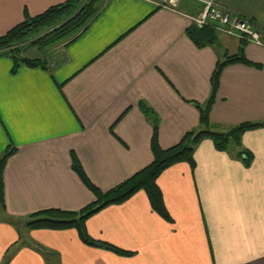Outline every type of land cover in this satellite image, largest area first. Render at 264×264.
Returning <instances> with one entry per match:
<instances>
[{"label":"crops","instance_id":"1","mask_svg":"<svg viewBox=\"0 0 264 264\" xmlns=\"http://www.w3.org/2000/svg\"><path fill=\"white\" fill-rule=\"evenodd\" d=\"M64 0H0V34ZM192 1V0H191ZM249 20L260 44L218 34L197 47L186 14L147 0H101L74 40L46 58V68L0 56L2 170L0 264H264V0H216ZM179 6V7H178ZM207 117L216 131L241 123L225 150L201 138L193 165L176 162L156 177L166 221L135 191L84 219L86 234L128 253L82 242L74 228L26 225L46 208L78 210L92 199L70 167L73 152L90 182L106 189L151 160L152 127L165 148L198 130V108L224 54ZM142 104L143 106H140Z\"/></svg>","mask_w":264,"mask_h":264},{"label":"trees","instance_id":"2","mask_svg":"<svg viewBox=\"0 0 264 264\" xmlns=\"http://www.w3.org/2000/svg\"><path fill=\"white\" fill-rule=\"evenodd\" d=\"M101 0H64L50 5L43 11L29 16L24 12L23 18L14 24L3 34H0V56H5L11 61L10 72L14 73L20 65L28 67L46 68V58L25 57L20 55L22 44L35 46L37 50L44 51L54 44L62 41L69 43L74 40L90 23L97 14ZM187 36L197 47L215 43L217 33L210 25L200 28L193 25L185 29ZM227 62L249 63L239 51L231 55L224 54L223 61L216 64L209 77L210 94L203 106L198 108L197 131H186L180 140L173 145L162 148L157 141L156 126L152 127L149 140L151 160L133 172L128 177L117 182L110 188L101 191L89 181L84 173L79 160L73 152H70V167L81 183L94 195V199L78 210H61L59 208H46L30 214L25 222L32 228L65 229L74 228L79 239L89 245L112 250L118 254L128 252L102 240H94L89 237L84 228V219L109 205L120 203L127 199L137 190H142L147 198L150 208L162 219L169 221V215L163 205L160 190L156 184L158 174L176 162H185L188 166L193 165L192 150L195 143L201 138H209L218 150H225L228 143H238L240 133L244 129L252 128L260 123H241L228 130L216 131L207 117L208 107L211 102L213 91L216 87L217 76L221 66ZM143 106L142 104H139ZM143 108H145L143 106ZM14 151L7 147L0 154V207H3L2 170L5 160Z\"/></svg>","mask_w":264,"mask_h":264},{"label":"built area","instance_id":"3","mask_svg":"<svg viewBox=\"0 0 264 264\" xmlns=\"http://www.w3.org/2000/svg\"><path fill=\"white\" fill-rule=\"evenodd\" d=\"M155 5L176 9L180 0H147ZM200 4V10L195 14H186L191 25L202 27L210 25L218 34H224L240 40L260 44L258 32L245 18L231 14L216 0H192Z\"/></svg>","mask_w":264,"mask_h":264},{"label":"rangeland","instance_id":"4","mask_svg":"<svg viewBox=\"0 0 264 264\" xmlns=\"http://www.w3.org/2000/svg\"><path fill=\"white\" fill-rule=\"evenodd\" d=\"M185 1H189V2H192L191 0H185ZM179 7V6H178ZM198 10H200V7H199V9ZM197 12V11H196ZM230 12V11H229ZM231 13V12H230ZM195 14V13H194ZM231 14H234V13H231ZM235 15H238V14H235ZM240 16V15H239ZM249 21V20H248ZM250 22V21H249ZM251 24H252V22H250ZM253 25V24H252ZM253 28H254V25H253ZM255 29V28H254ZM256 30V29H255ZM257 31V30H256ZM258 32V31H257ZM62 41H60V42H58V43H56V44H54L52 47H49V48H46L44 51H40V50H37L36 48H35V46H31V45H29V46H25L26 45V43L25 44H22V47L20 48V55H22V56H25V57H38V58H42V57H45V58H47V55L49 54V57H51L52 56V53L55 51V50H57L58 48H60V46L62 45ZM195 131H197V130H195ZM95 185V184H94ZM114 185V184H113ZM113 185H111V186H113ZM96 186V185H95ZM111 186H109L108 188H110ZM97 188H99L98 186H96ZM108 188H106V189H108ZM100 189V188H99ZM106 189H100L101 191H104V190H106ZM91 193V192H90ZM92 194V193H91ZM94 199V195L92 194V199H91V201ZM90 201V202H91ZM60 209V208H59ZM62 210V209H61ZM63 210H66V209H63Z\"/></svg>","mask_w":264,"mask_h":264}]
</instances>
